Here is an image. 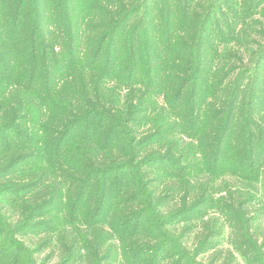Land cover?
Masks as SVG:
<instances>
[{"label": "trees", "instance_id": "1", "mask_svg": "<svg viewBox=\"0 0 264 264\" xmlns=\"http://www.w3.org/2000/svg\"><path fill=\"white\" fill-rule=\"evenodd\" d=\"M190 1L0 0V239L10 235L0 264L34 261V249L15 237L54 232L66 207L87 219L92 234L119 222L115 229L126 236L132 225L131 252L153 259L157 235L139 231L162 195L151 189L129 197L145 188L143 173H160L164 186L176 170L229 174L224 182L259 173L264 92H244L228 70L211 71L219 57L208 59L207 29L200 11H187ZM263 58L238 69L261 74L264 84ZM139 128L152 152L134 140ZM172 134L190 140L188 155L198 159L168 142ZM194 197L187 189L183 199L167 195L165 202L182 201L173 215L189 213ZM15 206L22 212L13 225ZM53 210L55 226L40 219ZM91 249L96 264H107L100 247Z\"/></svg>", "mask_w": 264, "mask_h": 264}, {"label": "rangeland", "instance_id": "2", "mask_svg": "<svg viewBox=\"0 0 264 264\" xmlns=\"http://www.w3.org/2000/svg\"><path fill=\"white\" fill-rule=\"evenodd\" d=\"M201 1L191 0L188 4L191 7L187 11L191 9L200 11L198 15L207 29L206 40L202 44L208 49L206 55L209 60L214 54L219 57L211 71H216L218 67L223 68V71L228 70L229 80L233 82L232 86H237V83L243 81L242 91L262 89L263 93L264 84H259L262 75L258 73L248 75V71H241L238 67L240 64L247 67L252 61H259L261 55H264V0ZM200 5L204 8L197 7ZM134 24L136 22L131 23ZM261 65L263 69L261 73H263L264 58L261 60ZM228 67H231V70ZM203 76L205 77L206 74ZM255 81L258 84H255ZM258 98L261 100L259 96ZM259 117H264V114ZM143 130V128L138 129L134 140L137 145H144L147 142V146L142 148L141 152L143 150L152 152L153 144L149 142V134L144 135ZM166 140L172 143L178 141L181 153L189 156L192 162L198 159V156L188 155L190 140L177 134L168 136ZM262 161L259 173H249V177L253 179L233 177L229 182L222 180L225 175L213 177L207 173L193 171L179 173L180 171L176 170L174 171L176 176L170 178L172 182H168V179L164 186V181H160V173L147 171L145 174L141 171L143 176L140 182L145 184V188H133L129 197L151 189H157V197L162 195V198H158V202L155 203L156 209L145 215L146 221L142 219L139 231V235H143V238L150 233L157 235L156 243L160 242V244L157 248L158 255L153 259L151 255L135 258L139 255L138 251H132L131 255L135 243L132 244L128 231L130 234L134 233L132 225L125 228L126 236L115 229L119 222L113 228L107 226L109 230L106 232L99 235L92 234L91 228L85 231L83 222H87V219H81L80 213L76 215L77 219L72 218L69 216V207L63 208L58 214L60 225L54 229V232L50 233L45 229L25 230L27 233L17 235L15 238L22 245L34 249V261L25 262L26 264H96L92 259L91 248L98 247L102 256L109 257L107 264H151L156 257L158 264H264V158ZM257 174L260 176L256 177ZM21 176L23 174L18 173L15 177ZM228 176L229 174L225 179ZM18 180L25 181L28 178ZM95 181L97 180H92V183ZM187 189L193 191L195 196L189 199L193 210L189 213L182 211L173 215L181 209L183 203L182 201L174 203V200L165 202V197L177 195L183 199L184 190ZM162 191L165 192L162 194ZM138 198L143 199L142 196ZM88 201L92 206V199L85 195L83 203ZM12 208H16V214L11 220L14 225L22 209L19 206ZM56 216L53 210L40 219L55 226ZM149 229L152 232H147ZM5 236L0 239L1 253L4 250L2 242L9 239L10 235L5 234ZM73 241L75 247L72 245ZM83 246L89 248V258H86L88 251ZM124 246L125 250H123ZM72 247L74 250L71 252ZM2 255L4 256L3 253ZM9 257L11 256H8V259Z\"/></svg>", "mask_w": 264, "mask_h": 264}]
</instances>
